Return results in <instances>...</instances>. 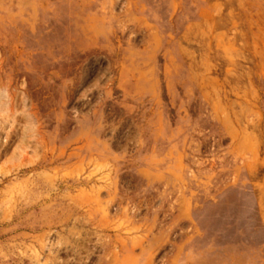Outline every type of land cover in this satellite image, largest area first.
Instances as JSON below:
<instances>
[{
	"label": "rangeland",
	"instance_id": "rangeland-1",
	"mask_svg": "<svg viewBox=\"0 0 264 264\" xmlns=\"http://www.w3.org/2000/svg\"><path fill=\"white\" fill-rule=\"evenodd\" d=\"M0 264H264V0H0Z\"/></svg>",
	"mask_w": 264,
	"mask_h": 264
}]
</instances>
